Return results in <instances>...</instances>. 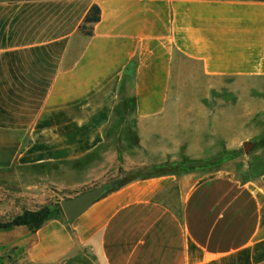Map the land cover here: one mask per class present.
Returning <instances> with one entry per match:
<instances>
[{
  "label": "crops",
  "instance_id": "obj_1",
  "mask_svg": "<svg viewBox=\"0 0 264 264\" xmlns=\"http://www.w3.org/2000/svg\"><path fill=\"white\" fill-rule=\"evenodd\" d=\"M179 70L264 78V0H0V174L42 203L51 186L105 184L114 162L67 177L107 158L108 135L130 119L140 166L176 162ZM26 255L34 264H264V173L132 181L72 222L47 221Z\"/></svg>",
  "mask_w": 264,
  "mask_h": 264
},
{
  "label": "rangeland",
  "instance_id": "obj_2",
  "mask_svg": "<svg viewBox=\"0 0 264 264\" xmlns=\"http://www.w3.org/2000/svg\"><path fill=\"white\" fill-rule=\"evenodd\" d=\"M177 73L178 110L171 125L172 131L177 133L178 149L173 152L176 162L201 161L202 167L194 172L223 168L233 171L242 180L264 173V78L209 79L199 72L179 70ZM130 89L132 91V87ZM123 105L129 108L131 118L132 95ZM245 141L254 143L249 155L243 149ZM103 152L107 158H96L92 165L89 163L75 170V177L70 175L67 181L84 180L88 173H95L104 164L110 166L112 162L113 169L105 184L137 174L153 175L165 171L164 163L152 167L139 165L145 156L142 155L144 151L139 150L131 119L114 127ZM105 184H74L64 190L51 186L42 203L33 202L26 193L17 192L18 187L11 183L10 177L6 173L0 174V222L27 208L55 206L62 200ZM61 217L65 219L63 214ZM32 234L33 231L26 228L0 231V264H34L26 255L27 239L30 240Z\"/></svg>",
  "mask_w": 264,
  "mask_h": 264
},
{
  "label": "trees",
  "instance_id": "obj_3",
  "mask_svg": "<svg viewBox=\"0 0 264 264\" xmlns=\"http://www.w3.org/2000/svg\"><path fill=\"white\" fill-rule=\"evenodd\" d=\"M100 20V9L98 6H93L89 14L86 16L82 28L87 30L89 34L92 33L93 26ZM201 161H183V162H166L163 164L165 171L162 173H156L153 175H142L137 174L134 176H129L124 179L114 180L110 183L115 185L112 188H107L106 194L118 190L122 186L132 181L159 176L161 174L168 173H183V172H193L196 168L202 167ZM155 168V167H154ZM158 169V168H155ZM154 169V170H155ZM208 171V170H207ZM205 172V171H204ZM248 176L243 181L249 180ZM109 184V183H108ZM105 184V185H108ZM81 194V193H80ZM79 195V194H78ZM77 196V195H76ZM63 212L61 210L60 204L55 206L52 205H42L35 209H25L21 213L15 214L10 219L4 222H0V231H7L15 227H28L32 231L40 229L47 221L51 219H58Z\"/></svg>",
  "mask_w": 264,
  "mask_h": 264
},
{
  "label": "water",
  "instance_id": "obj_4",
  "mask_svg": "<svg viewBox=\"0 0 264 264\" xmlns=\"http://www.w3.org/2000/svg\"><path fill=\"white\" fill-rule=\"evenodd\" d=\"M253 147L254 143L249 141L243 142V149L246 155H249ZM114 185V183H109L108 185L86 190L73 198L62 200L60 207L66 221L72 222L79 218L106 194L107 188H112Z\"/></svg>",
  "mask_w": 264,
  "mask_h": 264
}]
</instances>
